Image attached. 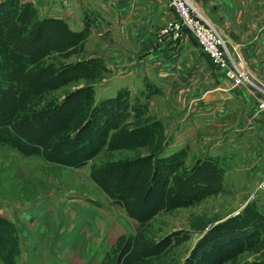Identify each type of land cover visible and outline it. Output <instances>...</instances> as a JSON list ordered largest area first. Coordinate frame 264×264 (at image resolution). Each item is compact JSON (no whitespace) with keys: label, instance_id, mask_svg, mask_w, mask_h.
I'll list each match as a JSON object with an SVG mask.
<instances>
[{"label":"rangeland","instance_id":"1","mask_svg":"<svg viewBox=\"0 0 264 264\" xmlns=\"http://www.w3.org/2000/svg\"><path fill=\"white\" fill-rule=\"evenodd\" d=\"M199 6L205 13L200 0ZM93 10L78 3L76 19L88 22ZM206 16L224 38L242 44L246 86L256 98L262 95L264 20L247 24L231 14L218 25ZM93 24L96 42L110 40L106 20ZM60 26L53 43L61 49L22 57L23 63L6 56L0 42V264H264V188L258 187L264 127L252 130L264 115L245 114L239 129H232L229 113L208 118L189 107L181 115L182 100L165 96L166 88L146 82L141 90L142 75L111 73L106 58L91 56L85 32L62 50L64 35L74 41L75 33ZM185 31L197 41L210 75L231 86L196 37L184 28L180 35ZM151 96L158 98L149 107ZM123 105L129 114L118 113ZM86 123L88 131L77 137L91 134L95 145V129L106 141L74 165L71 158L80 156L71 157L62 140ZM245 147L253 151L250 161L241 154ZM100 202L104 206H94L88 217L94 224L78 239L82 211Z\"/></svg>","mask_w":264,"mask_h":264},{"label":"crops","instance_id":"2","mask_svg":"<svg viewBox=\"0 0 264 264\" xmlns=\"http://www.w3.org/2000/svg\"><path fill=\"white\" fill-rule=\"evenodd\" d=\"M18 1L29 3L39 17H55L67 24L72 31L85 32L86 47L92 50L90 55H101L106 58L111 73L117 71L124 74V76L125 74L131 75L134 73L139 74V76L142 75L141 80L144 87L140 85L141 90L146 89V82L147 85L151 82L158 89L166 88L167 93L165 96L175 95L182 100L183 110L179 113L181 115L189 107L196 108L197 112L195 111L194 114L206 115L208 118H222L229 113L226 117L234 122L232 129H239L245 120V114L248 113L252 118L256 113V95L254 92L246 85L230 86L225 80L210 75L206 68V57L200 53L197 41L188 32H182L178 37L174 36L173 29L168 33H163L162 28L169 21L176 20L177 17L171 0ZM78 3L81 7L83 3H86L91 9H96L93 10L92 17L88 16V22L76 19L78 12L75 11L78 9ZM200 5L211 20L218 25L221 24V21H230L231 14H234L237 20L246 19L247 24H261L264 20V0H200ZM97 18L106 20L109 24L108 29H113L110 40L103 37L100 40L102 43L95 41L98 38H95L94 34L98 30L93 22ZM111 19L113 21L116 19V22L112 23ZM225 39L230 45L234 56L241 59L245 50L242 44H237L227 37ZM98 50H101V52ZM196 54H198V60L193 61L197 56ZM124 86L127 90L131 89L130 84L124 83ZM176 86L177 88H175ZM170 92L172 93L168 94ZM153 98L158 97H150L149 107L153 106L156 100ZM165 98L162 96L158 101H164ZM222 112H224L223 115H221ZM254 120L255 126H252L253 129L251 128L253 132H256V126L264 127V117H256ZM250 134H252L251 131ZM244 149H241V154L250 161L253 151L248 147ZM241 166L245 168L246 173L252 170H250L247 161H244ZM88 204H90V207H85L82 211V215L86 220H84V226L80 234L78 232V239L80 240L81 238L84 239L85 230L95 222V220L88 219L91 215L90 212L95 209L94 206L98 208L104 206L102 202L100 204L96 203L97 205ZM92 205L93 207H91ZM47 209L44 216L50 218L53 214L49 206H47ZM25 216L32 218L29 211H26ZM33 218L38 221L37 216ZM88 231L91 232V229H88ZM81 247L79 248L80 251ZM25 257L28 262H31L30 255L27 254Z\"/></svg>","mask_w":264,"mask_h":264},{"label":"trees","instance_id":"3","mask_svg":"<svg viewBox=\"0 0 264 264\" xmlns=\"http://www.w3.org/2000/svg\"><path fill=\"white\" fill-rule=\"evenodd\" d=\"M60 25L66 26V28L68 26L62 20L56 19L55 17H39L35 13L34 8H32L29 3L20 2L18 0L0 1V42L6 48L4 50L5 55L8 56L9 54V56L11 57L14 56V58L18 62H24L22 61V57L26 58L40 55V51H44V53L47 54L53 49L60 50L61 48H59L57 44L53 43L57 39L53 38V35L58 33L56 26ZM68 29L70 30L69 27ZM74 33V41H70L68 35H64L63 40L65 41L63 42L66 43L62 47V50L70 47L72 44H75L79 40V37L83 36L84 34L82 32ZM19 39L28 40V47H25L26 45L21 46L19 43H17ZM21 48H23V51L21 50ZM30 49L39 53H33ZM3 68L5 67H2V69ZM4 100V91L0 90V102ZM120 112L121 114H129V110H126V107L124 105L121 106L118 113ZM90 120L92 121V118H89L88 122H91ZM4 121L5 120H2L1 123ZM78 122L79 121L76 120L74 124L76 125ZM4 123H8V120H6ZM86 127H88L87 123L80 127L73 134H71L73 131H68L67 133H65L67 135L62 140L70 145L68 154L71 157L77 154L80 156V158L76 159L71 158V164L79 165L80 163L87 161L89 154L94 152L95 149L99 148L106 141L105 134L99 130H97V132L95 129L93 131L94 133H96L97 137V143L95 145L91 134H82L83 138L81 136L77 137V135H79L80 133H85V131H88ZM152 177L153 176H151L150 179H152ZM148 185L150 188L149 190H151L153 186L149 183ZM228 239H230L229 236L226 237L225 241H227Z\"/></svg>","mask_w":264,"mask_h":264},{"label":"built area","instance_id":"4","mask_svg":"<svg viewBox=\"0 0 264 264\" xmlns=\"http://www.w3.org/2000/svg\"><path fill=\"white\" fill-rule=\"evenodd\" d=\"M171 4L179 15V20L169 21L163 28V33L173 29L178 37L182 28L191 32L208 56L212 66L230 81L231 86L246 85L248 73L241 59L234 56L226 39L215 25L208 19L199 6V0H171ZM256 112L264 115V93L258 95L255 101ZM259 188H264V175L258 182Z\"/></svg>","mask_w":264,"mask_h":264}]
</instances>
